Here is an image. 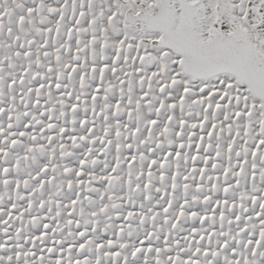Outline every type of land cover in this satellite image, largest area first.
Wrapping results in <instances>:
<instances>
[{
  "label": "snow or ice",
  "instance_id": "snow-or-ice-1",
  "mask_svg": "<svg viewBox=\"0 0 264 264\" xmlns=\"http://www.w3.org/2000/svg\"><path fill=\"white\" fill-rule=\"evenodd\" d=\"M0 264H264V0H0Z\"/></svg>",
  "mask_w": 264,
  "mask_h": 264
}]
</instances>
